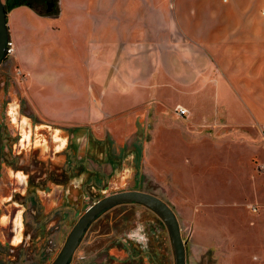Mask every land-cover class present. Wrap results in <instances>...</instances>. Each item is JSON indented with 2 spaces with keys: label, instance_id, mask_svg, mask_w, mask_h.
<instances>
[{
  "label": "rangeland",
  "instance_id": "374dc122",
  "mask_svg": "<svg viewBox=\"0 0 264 264\" xmlns=\"http://www.w3.org/2000/svg\"><path fill=\"white\" fill-rule=\"evenodd\" d=\"M49 1H52L53 9L47 12L46 2ZM71 2L73 8L70 7ZM108 2L33 0L31 11L20 10L15 14L14 24L20 31L18 46L24 44L25 49L18 52L15 40L8 33L12 51L0 66V264H50L86 207L115 190L147 192L171 207L185 244L186 264H264V178H256L253 186L249 181L251 150L231 143L215 148L216 141L228 139L223 138L224 135L229 134L230 137L232 128L220 124L215 126L208 119L205 121L209 113L188 112L182 100L175 96H168V102L151 101V81L145 77L153 65L152 58H160L161 53H152L150 47L165 43L168 30L172 34L174 27L160 24L161 12L165 9L157 13V0H143L142 40L138 33L130 36L127 31L131 27L125 23L128 19L133 23L130 18L138 15L140 0H111L110 15L106 8H109ZM59 3L62 4V18L57 16ZM16 7L9 5L6 8V21ZM103 13L112 20L107 19L103 23ZM177 28L184 32L192 29ZM204 29L207 30L204 35L210 41L207 57L192 54L191 67H202L206 59L207 69L212 66L214 70V74L208 73L207 77L212 76L215 81L228 85L215 99L223 106V120L245 123L251 118L254 108L245 88L247 75L245 72L238 74L241 83L232 80L233 59L223 57L229 55L230 39L218 42L220 45L215 51L212 48L214 34H209L214 27H202L199 31ZM120 30L125 31V38L141 40L149 48L148 51L144 48L140 63L144 79L137 87L140 92L138 100H133L123 91L121 96L116 95L117 99L112 98L104 106L99 100L103 92L101 83L94 90L88 88L92 86L91 57L108 41H119ZM241 60L235 58L234 61ZM178 66L184 68L179 62ZM65 84L68 88L62 90L60 86ZM70 84L73 88L69 87ZM141 100L146 102L133 104ZM118 103L122 104L115 110H106L107 114L96 117L97 120L91 121L89 115L87 117L89 107L91 109L89 104H94L97 112L102 114L106 106L111 108ZM257 106L262 105L256 103L255 108ZM178 109L185 110L184 115H179ZM10 112H15L20 118H29L32 141L26 148L18 145L21 131L12 125ZM72 112L76 119L70 121ZM102 118H106L101 122L102 126L106 124L111 125V129L113 126L118 129L115 130L117 140L127 138L139 146L137 169L141 179L128 180L126 185L112 186L105 192L85 186L74 202L76 210L57 206V198L49 201L45 196L55 189L52 180H62L58 171L64 168L56 163L47 144L51 139L50 133L55 128H65L76 122L88 123L87 127L95 129L100 124L96 121ZM42 138L47 145L35 142ZM15 170L26 174L33 187L42 192L26 190L24 193L22 180L14 178ZM30 200L35 204H30ZM251 207H256L257 212L253 213ZM17 210L22 211L25 239L14 247L8 243L6 227ZM141 225L143 231L138 228ZM2 226L4 230H1ZM92 228L100 232L113 228L115 235L133 232H130L132 239L141 241L140 244L132 242L134 250L139 254L143 251L140 247H143L145 253L132 260L128 255L123 256V251L116 250L115 257L128 258L126 264H174L166 227L154 212L142 205L117 206L97 220ZM125 242L130 244L131 240L125 238Z\"/></svg>",
  "mask_w": 264,
  "mask_h": 264
},
{
  "label": "crops",
  "instance_id": "0c3cea01",
  "mask_svg": "<svg viewBox=\"0 0 264 264\" xmlns=\"http://www.w3.org/2000/svg\"><path fill=\"white\" fill-rule=\"evenodd\" d=\"M157 1V13L165 9L161 12L162 22L160 24L174 27V31L171 34V31L168 30L169 35L165 43H158L150 47L152 53L154 51L161 53L160 58H152L153 65L149 67L145 77V79L151 81V84H149L151 101L157 103L168 102V96H175L182 100L188 112L192 110L193 113L196 114L197 112L200 115L209 113V117L205 116V121L208 119L215 126L220 124L232 128L229 131L230 137L229 134L224 135L223 138L228 139L216 141L214 146L220 148L231 143V145L239 146V148L246 147L251 150L249 161L252 165H250L249 181L253 186L256 178H264V15L262 14L264 0H225L223 2H207L204 0ZM165 3H167L166 7ZM142 4L143 0H140L138 15L136 14L134 18H130L133 23L129 22V19L125 23L131 27L127 31L130 36L132 33H138L141 40L142 26L144 25ZM61 5L59 3L57 14L59 18L63 17ZM108 5L109 8L108 6L106 8L110 15L111 0H109ZM70 7L73 8V2L70 3ZM28 9L31 11L29 7L20 5L12 11L10 18H7L8 33L15 40L18 52L24 50L25 47L24 44L18 46L20 31L18 32L14 24L15 14L20 10ZM106 15L103 13V23H106L107 19L108 21L112 20L110 17L107 18ZM113 19L117 20V18ZM180 26L192 27V29H185L186 32H184L182 29L177 28ZM207 26L214 27L213 30L209 31V34H214L215 43L212 48L215 51L219 48L220 44L218 42L224 43L230 39L229 55L223 57L233 59L231 65L232 80L240 79L238 74L245 72L247 75V87L245 88L248 100L252 101L254 108L251 118L245 123H235L231 119H229V123L223 120L225 118L221 109L223 106L215 99L222 95V89L228 87V85L215 81L211 78L212 76L207 77L208 73L210 75L214 74V70L212 66H209L210 70L207 69L206 59L202 67H191L192 54L198 53V57H207L208 43L210 42L204 35V33L207 34V30L199 31L200 28ZM196 33L198 34L196 35ZM118 35L119 41L112 42L109 39L110 41L104 45L103 49H99L96 52L97 54L91 57L93 59V64L90 66V69H92V86L88 88L94 90L95 86L101 83L103 92L99 100L104 106L111 102L112 98L117 99L116 95L121 96L123 91L126 95H130L133 100H138L140 92L137 87L142 85L144 79L142 77L143 68L140 63L143 60L144 48L147 51L149 48L141 40L125 38V31L120 30ZM235 58L242 60L241 62H235ZM178 62L184 68L180 69ZM208 79L212 80L209 81ZM236 82L241 83L242 81L238 80ZM69 87L73 88L71 84ZM60 88L65 90L68 86L66 84L61 85ZM136 102H133V104L138 105L146 101ZM256 103L262 106L255 108ZM121 104H115L111 108L103 107L104 112L102 114L97 112L94 104H89L91 109L89 107L87 117L89 115V119L92 121L96 117L105 116L108 110H115ZM216 107L217 110L214 111ZM70 116V121L76 119L73 112ZM105 121L106 118L96 121L100 124H97L94 127L95 129L87 127L89 126L88 123H71L63 128V131L67 133L68 138H72V148L78 158L84 156V159H88L90 157L99 163L108 164L105 170L110 169L111 177L114 176L120 179L119 185H126L128 180L130 182L140 180L137 169L139 146L127 138L117 140L115 130L118 129H114V126L111 129V125L106 124H104L106 127L102 126L101 122ZM203 137H206V134ZM154 173L155 167L153 175ZM87 175H90L88 171L82 169L80 174L75 177L85 179ZM152 178L155 179V177ZM262 183L264 184V181ZM115 254L116 252L111 249L110 260L105 261L103 264H120V259L115 257ZM82 264L98 263L94 261V263L83 262Z\"/></svg>",
  "mask_w": 264,
  "mask_h": 264
},
{
  "label": "flooded vegetation",
  "instance_id": "af4514ba",
  "mask_svg": "<svg viewBox=\"0 0 264 264\" xmlns=\"http://www.w3.org/2000/svg\"><path fill=\"white\" fill-rule=\"evenodd\" d=\"M21 1L22 0H4V3L3 2L2 3L5 6V10L8 4H15L16 6L25 5L29 7L30 9H32L33 0H23V2ZM48 4H52L51 5V10H52L53 9L52 1L46 2V9L48 7ZM6 15H7V11H6ZM8 55L9 53L7 52V55L1 61L0 66L5 61V59L8 57ZM10 116H11L12 125L19 128L21 131L19 135L20 138L18 139L19 141L18 145L21 146L22 148H26L32 141L31 140V127L28 122L29 118L25 116L20 118L19 116H17L15 112L14 113L10 112ZM50 138L51 139L48 141L47 144L50 146L51 153L53 157L55 158L56 163L60 166H64V168L63 170L60 168L58 171L60 174L59 176H61L62 180H59V181L52 180V184L55 187L54 191L52 193H50L51 191L47 192V195L45 193V196L47 197L49 201L50 199L54 201L57 198L58 200L56 201L57 206L64 205V207L67 209L76 210L77 209L76 207L73 208V206L75 205L74 202L77 200L78 196L82 194V188H84L85 186H88L89 189H97V190H102L103 192H105V190H107L108 188L112 186L116 187L119 185L120 179H117V177L115 178L114 176L111 177L110 169L105 170V167L108 164L99 163L90 157H88V159H84L83 158L84 156L81 158H78V156L75 155L74 150L72 148V138L71 137L68 138V135L65 131H63V128L53 129V132L50 133ZM37 141L38 142L40 141L41 146L47 145L46 140L43 138L40 140L38 139L35 142ZM40 144H38V147H40L39 146ZM90 163L92 165H90ZM91 166L93 169L91 168ZM82 169L88 171L90 175H87L85 179L84 178L79 179L78 177H75L80 174ZM14 175H15L14 178H16L18 181L22 180L21 181L22 185L25 188V189L23 188L24 193L26 192V190H29V192L31 193L32 192H36V193L42 192L40 190H36L33 187L32 183H30V181L28 180V176L24 174L23 172H21L20 170H15ZM79 180L80 182H78ZM120 191H128V190H115L113 192H110L108 195H111L113 193L120 192ZM108 195H105V196H108ZM105 196H101L100 198L93 200L91 204H89L86 207V209L90 207L91 205H93L98 200L104 198ZM39 202L40 204H43L41 198H39ZM12 203L14 204L15 201L12 200ZM30 204L32 205L35 204V201L30 200ZM119 206H122V205H119ZM112 209H109L105 211L104 213H102L97 219H95L90 224L83 238L81 239L80 243L74 250L69 264H82L83 262L84 263L85 262L94 263V261H96V263L98 264H103L105 261L110 260L111 249H113L114 251L116 250L123 251L122 252L123 256L128 255L129 256L128 258L132 260L138 257L139 255L140 257L144 255L145 250L143 249V247H140V249L143 251L139 252V254H137L136 249L134 250L135 247L133 245L134 243L132 242H137L138 244H140L141 241L138 239H132L131 237L132 235H130L131 231L124 232L122 235H115V233L113 232V228H110V230L107 232H100L99 229L94 230L92 228V225L97 220L102 218L105 214L110 213ZM21 214H22L21 210H17L15 213H13L6 227V230L9 233L7 237L8 243L14 247L21 245L23 243V240L25 239V236H24L25 233H24V227L22 225ZM82 214L77 218L75 223L82 216ZM75 223L73 224V226L75 225ZM73 226L71 227V229L73 228ZM4 228L5 227L2 226L1 230H4ZM70 231L68 232V234L70 233ZM125 238H128L129 240H131V243L127 244L125 242ZM63 244L61 245L54 259L57 257ZM129 245L130 246L132 245V246L128 247ZM126 258L125 257L118 258L120 259V264H126L127 262L126 260L128 259ZM54 259L50 262V264L54 261Z\"/></svg>",
  "mask_w": 264,
  "mask_h": 264
},
{
  "label": "water",
  "instance_id": "95a60500",
  "mask_svg": "<svg viewBox=\"0 0 264 264\" xmlns=\"http://www.w3.org/2000/svg\"><path fill=\"white\" fill-rule=\"evenodd\" d=\"M48 4L47 12L51 11ZM8 28L5 6L0 0V63L7 55ZM124 204H139L154 212L167 229L173 250L174 264H186L185 244L181 237L176 214L171 207L159 197L137 190L120 191L105 196L88 207L68 234L60 252L51 264H69L72 254L90 224L105 211Z\"/></svg>",
  "mask_w": 264,
  "mask_h": 264
},
{
  "label": "built area",
  "instance_id": "2783aa9c",
  "mask_svg": "<svg viewBox=\"0 0 264 264\" xmlns=\"http://www.w3.org/2000/svg\"><path fill=\"white\" fill-rule=\"evenodd\" d=\"M262 14L264 15V11H262ZM12 45H11V43L8 41L7 42V48H8V53L10 54L11 53V51H12V47H11ZM179 115H184V113H185V110H183V109H178V112H177ZM251 209V211L253 212V213H256L257 212V208L256 207H251L250 208Z\"/></svg>",
  "mask_w": 264,
  "mask_h": 264
},
{
  "label": "clouds",
  "instance_id": "9594fccd",
  "mask_svg": "<svg viewBox=\"0 0 264 264\" xmlns=\"http://www.w3.org/2000/svg\"><path fill=\"white\" fill-rule=\"evenodd\" d=\"M138 228H139L140 231H143V226L142 225L138 226ZM142 239H144L146 241V237H143Z\"/></svg>",
  "mask_w": 264,
  "mask_h": 264
},
{
  "label": "trees",
  "instance_id": "16d2710c",
  "mask_svg": "<svg viewBox=\"0 0 264 264\" xmlns=\"http://www.w3.org/2000/svg\"><path fill=\"white\" fill-rule=\"evenodd\" d=\"M9 5H11V8H14V6H16L15 4H9ZM8 5V6H9ZM8 6L6 7V8H8ZM7 10V9H6Z\"/></svg>",
  "mask_w": 264,
  "mask_h": 264
}]
</instances>
